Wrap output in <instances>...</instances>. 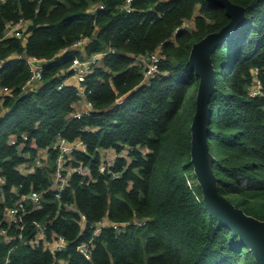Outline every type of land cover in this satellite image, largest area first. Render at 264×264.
<instances>
[{
    "label": "trees",
    "instance_id": "16d2710c",
    "mask_svg": "<svg viewBox=\"0 0 264 264\" xmlns=\"http://www.w3.org/2000/svg\"><path fill=\"white\" fill-rule=\"evenodd\" d=\"M245 8L239 32L212 53L216 87L210 98L208 143L221 194L246 213L264 219V97L252 96L255 68L264 89V0H232ZM0 0V264H258L230 228L203 200L191 162V123L200 77L189 56L193 44L224 27L225 7L210 0ZM29 21L23 36L8 26ZM187 19L194 28L184 27ZM88 41L80 49L74 44ZM162 48V74L145 80L134 56ZM104 52L83 84L92 108L75 114L80 99L67 82L80 53ZM43 61L42 78L24 88L28 57ZM59 137L81 139L73 163L90 174L72 173L53 187ZM51 155L35 163L38 149ZM118 156L100 171L102 149ZM28 163L31 171L21 165ZM18 222L6 208L24 193ZM81 213L86 215L84 226ZM124 223L121 231L97 224ZM35 221L46 236L61 233L68 246L52 253L26 243ZM140 221V222H138ZM92 238L90 257L77 245Z\"/></svg>",
    "mask_w": 264,
    "mask_h": 264
},
{
    "label": "built area",
    "instance_id": "2783aa9c",
    "mask_svg": "<svg viewBox=\"0 0 264 264\" xmlns=\"http://www.w3.org/2000/svg\"><path fill=\"white\" fill-rule=\"evenodd\" d=\"M133 0H125L124 8L127 11H132ZM29 21L20 19L16 23H11L8 26L7 35H15V36H23L24 32L28 27ZM88 41V38L84 37L77 41L74 44V48L80 49L84 46V44ZM104 56V52H97L92 55L87 56L85 53H80L79 55L74 56L71 69L73 70V77L75 79L78 95L80 96L79 100H85L87 104V108L84 111L75 112L76 115H81L83 113L88 112L92 108V102L88 100L86 96V87L83 82L86 79V76L91 72L93 67L99 64L101 58ZM165 54L162 52V48L158 46L156 49L147 51L144 53H139L134 56V63L139 65L142 68V72L145 80H149L154 76H158L163 73L161 70V61L165 58ZM43 61L40 58L35 56L28 57V63L31 67L32 74L28 81L26 82L24 88L30 86L35 81H39L42 78V68ZM259 69L255 68V77L254 82L250 88V94L252 96L264 97V89L261 83V80L258 77ZM57 149V157L55 159V169L53 172V187L58 191L57 195L60 197L61 190L68 184L69 178L72 173L77 172L80 174H90V170L88 166L79 163L75 165L73 163V152L75 149L85 150V144L81 139H76L74 141H70L65 137H59L55 143ZM102 162L100 164V171L105 172L108 170L111 165L114 164L116 157L118 156V152L112 148L102 149L100 150ZM51 153L50 151L45 149H38V153L35 157V163L38 165H46L49 161ZM21 169L24 172L31 171V167L28 163H24L21 165ZM5 183V178L0 176V189L2 191V186ZM41 192L32 190L29 193L21 194L15 201L14 205L10 208H6L4 219L10 222H18L22 219V215L26 211V201L30 200L34 204H37L41 198ZM3 195H0V202H3ZM87 218L86 215L81 213L80 224L84 226ZM140 222V221H138ZM36 224V233L34 236L26 240V243H30L32 245H39L43 242L44 246L52 253L56 251H62L68 246V239L65 235L61 233L52 234L51 238L46 236L47 225L45 223H41L35 221ZM106 225H112L117 231H121L124 227V223L112 222L108 219L103 220L97 224V228L95 229L94 235L100 232L101 228ZM0 232L6 236L8 239L9 236L7 234L6 229H1ZM92 243V238L87 242H82L77 245V249L83 252L87 257H90V246ZM65 264V262H63Z\"/></svg>",
    "mask_w": 264,
    "mask_h": 264
},
{
    "label": "water",
    "instance_id": "95a60500",
    "mask_svg": "<svg viewBox=\"0 0 264 264\" xmlns=\"http://www.w3.org/2000/svg\"><path fill=\"white\" fill-rule=\"evenodd\" d=\"M210 1L225 7L230 21L220 30L210 32L195 42L190 51V62L200 77L196 111L191 123V162L208 211L239 235L258 264H264V219L246 213L220 193L218 177L213 169L215 156L208 143L211 118L209 101L217 82L212 53L219 44L239 32L246 20L245 8L232 0Z\"/></svg>",
    "mask_w": 264,
    "mask_h": 264
},
{
    "label": "crops",
    "instance_id": "0c3cea01",
    "mask_svg": "<svg viewBox=\"0 0 264 264\" xmlns=\"http://www.w3.org/2000/svg\"><path fill=\"white\" fill-rule=\"evenodd\" d=\"M67 82L75 83L74 77L71 76L70 78H68ZM86 108H87V104H86V101L84 99L78 100L77 103L75 104V112L84 111ZM112 150H114V149L112 148Z\"/></svg>",
    "mask_w": 264,
    "mask_h": 264
},
{
    "label": "rangeland",
    "instance_id": "374dc122",
    "mask_svg": "<svg viewBox=\"0 0 264 264\" xmlns=\"http://www.w3.org/2000/svg\"><path fill=\"white\" fill-rule=\"evenodd\" d=\"M184 27L189 29V30L193 29L194 28V20L193 19H187L184 23Z\"/></svg>",
    "mask_w": 264,
    "mask_h": 264
}]
</instances>
